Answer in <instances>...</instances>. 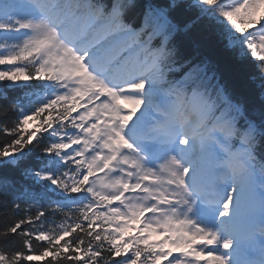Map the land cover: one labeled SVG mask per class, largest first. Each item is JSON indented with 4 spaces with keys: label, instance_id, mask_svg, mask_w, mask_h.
Here are the masks:
<instances>
[{
    "label": "snow or ice",
    "instance_id": "snow-or-ice-1",
    "mask_svg": "<svg viewBox=\"0 0 264 264\" xmlns=\"http://www.w3.org/2000/svg\"><path fill=\"white\" fill-rule=\"evenodd\" d=\"M201 23L264 96V0H0V82L39 89L0 105V197L48 198L0 264H264V104L183 46Z\"/></svg>",
    "mask_w": 264,
    "mask_h": 264
},
{
    "label": "trees",
    "instance_id": "trees-1",
    "mask_svg": "<svg viewBox=\"0 0 264 264\" xmlns=\"http://www.w3.org/2000/svg\"><path fill=\"white\" fill-rule=\"evenodd\" d=\"M153 2L163 5L169 3V0H153ZM176 2H180V0H176ZM184 2L194 3V0H184ZM192 15L193 13H187L184 19L190 18ZM180 40L188 52L198 54L199 56H206L212 62L219 74L221 82L226 86L234 99L240 100L249 108H259L264 104V96L261 95L259 86V73L257 72L254 61L250 57L241 56L236 52L225 50L222 44L205 33L203 23L198 24L193 29L190 37H181ZM37 91H39L38 88L24 90L12 89L8 86L7 82H0V105L5 102L4 96L6 94L8 101L23 97L22 102L25 106H28L30 97L27 94ZM9 115L14 116L15 114L9 113ZM29 127L31 128V125ZM33 166H36L35 162H33ZM51 199L56 200L59 197L52 194ZM20 203L21 210L17 212L12 209L11 204L7 202L6 198L0 197V231H3L6 226H11L23 218L25 216L24 209L29 205L32 207V212H35L38 207L48 209V198L40 200L37 204H32L31 199L25 197L21 199ZM16 246L19 247V244L17 243ZM115 259L120 260L122 257H116ZM49 260L50 258H45V261L31 262V264H46Z\"/></svg>",
    "mask_w": 264,
    "mask_h": 264
}]
</instances>
